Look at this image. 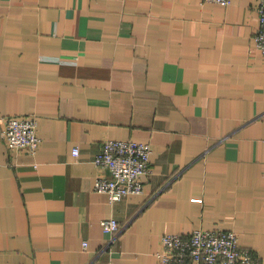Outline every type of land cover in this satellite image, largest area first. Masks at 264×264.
Here are the masks:
<instances>
[{"label":"crops","instance_id":"0c3cea01","mask_svg":"<svg viewBox=\"0 0 264 264\" xmlns=\"http://www.w3.org/2000/svg\"><path fill=\"white\" fill-rule=\"evenodd\" d=\"M257 7L0 0V264H158L163 234L196 229L264 264ZM32 115L36 153L8 149L4 120ZM106 140L150 144L142 194L94 191Z\"/></svg>","mask_w":264,"mask_h":264},{"label":"built area","instance_id":"2783aa9c","mask_svg":"<svg viewBox=\"0 0 264 264\" xmlns=\"http://www.w3.org/2000/svg\"><path fill=\"white\" fill-rule=\"evenodd\" d=\"M228 6L231 0H201ZM258 31L255 43L264 56V0H258ZM1 136L10 150H24L35 154L41 139L37 134L36 116L9 117L4 120ZM151 146L133 140H106L94 158V164L107 172L96 178L94 191L105 194L109 202L143 192L142 177L150 172ZM78 154L77 148L73 155ZM104 233L114 234L120 229L117 220L104 219L100 223ZM161 250L156 253L158 264H262L260 258L240 246L234 231L196 229L188 235L163 234ZM86 247V243H83Z\"/></svg>","mask_w":264,"mask_h":264},{"label":"trees","instance_id":"16d2710c","mask_svg":"<svg viewBox=\"0 0 264 264\" xmlns=\"http://www.w3.org/2000/svg\"><path fill=\"white\" fill-rule=\"evenodd\" d=\"M227 231H229V230H227ZM238 237V236H237Z\"/></svg>","mask_w":264,"mask_h":264}]
</instances>
